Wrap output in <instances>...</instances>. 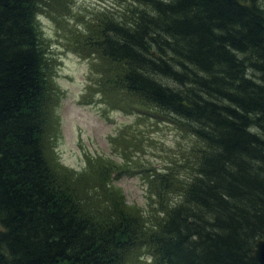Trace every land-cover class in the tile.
<instances>
[{"label":"trees","instance_id":"obj_1","mask_svg":"<svg viewBox=\"0 0 264 264\" xmlns=\"http://www.w3.org/2000/svg\"><path fill=\"white\" fill-rule=\"evenodd\" d=\"M117 3L77 15L72 28L60 20L74 17L73 0H0V264H258L264 9L258 0ZM42 15L91 61L83 102L96 94L139 118L109 138L120 163L93 156L78 172L55 158L63 91ZM141 120L172 126L188 151L179 146L161 168L142 160L155 138ZM123 176L144 177L145 208L127 205Z\"/></svg>","mask_w":264,"mask_h":264},{"label":"rangeland","instance_id":"obj_2","mask_svg":"<svg viewBox=\"0 0 264 264\" xmlns=\"http://www.w3.org/2000/svg\"><path fill=\"white\" fill-rule=\"evenodd\" d=\"M258 3L264 9V0H258ZM104 5L111 8L118 3L116 4V0H73L74 17L70 21H60L67 23L66 27L70 25L73 28L81 24L76 23L77 15L87 18L98 11L96 8ZM37 28L56 58V85L64 92L61 93V104L55 110L59 117V130L53 143L55 158L78 172L83 169L89 157L100 155L117 161V156L112 153L113 147L109 138L115 137L119 130L135 124L139 118L119 111H110L105 104L100 103L96 94L93 103L85 104L83 100L89 93L87 87H93V76L90 72L94 68H89L91 61L83 60L68 51L65 31L51 19L40 16ZM138 125L143 130L151 129L147 137L155 138V146L148 148L147 154L141 157L142 160H148L161 168L173 153H177L179 146L182 151H188L186 147L190 144H185L172 126L159 124L152 128V123L146 120L139 121ZM116 183L122 190L127 205L146 207L149 193L146 192L148 186L144 177L123 176Z\"/></svg>","mask_w":264,"mask_h":264},{"label":"water","instance_id":"obj_3","mask_svg":"<svg viewBox=\"0 0 264 264\" xmlns=\"http://www.w3.org/2000/svg\"><path fill=\"white\" fill-rule=\"evenodd\" d=\"M251 257L258 264H264V230L262 231L261 239L255 243L251 251Z\"/></svg>","mask_w":264,"mask_h":264}]
</instances>
